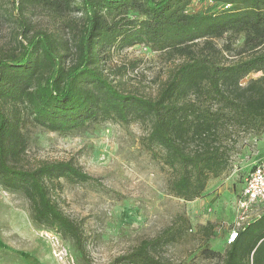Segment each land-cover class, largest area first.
<instances>
[{"label":"trees","instance_id":"obj_1","mask_svg":"<svg viewBox=\"0 0 264 264\" xmlns=\"http://www.w3.org/2000/svg\"><path fill=\"white\" fill-rule=\"evenodd\" d=\"M191 1L11 0L21 39L0 50V180L29 199L38 223L71 237L84 255L82 227L63 211L52 183L95 177L66 160L26 167L28 124L68 133L95 120L148 121L144 145L172 169L170 189L186 200L229 168L233 131L264 130V76L244 85L251 73L264 72V0H216L229 6L213 12L188 11ZM33 6L60 19L72 37L65 38L62 28H36L26 15ZM239 35L241 57L229 61L226 52ZM224 36L228 41L220 47L216 39ZM136 44L182 59L155 97L121 89L114 75L123 69L108 66L115 52ZM188 224L181 215L116 261L170 264L156 249L176 241ZM201 229L206 238L214 235L212 222ZM222 264H264V213L238 229Z\"/></svg>","mask_w":264,"mask_h":264},{"label":"rangeland","instance_id":"obj_2","mask_svg":"<svg viewBox=\"0 0 264 264\" xmlns=\"http://www.w3.org/2000/svg\"><path fill=\"white\" fill-rule=\"evenodd\" d=\"M228 6L216 0H192L187 9L213 12ZM26 15L36 28H62L65 38L72 37L60 19L41 7H30ZM19 19L17 4L0 0V50L21 39ZM237 37L233 49L226 52L229 61L241 57L244 37ZM227 41V36L216 39L220 47ZM181 61L168 60L163 52L136 44L115 52L108 66L123 69L114 75L121 89L155 97ZM263 76V71L251 73L244 85L250 78ZM24 131L28 139L26 167L42 160H66L95 177L87 182L62 177L52 183L63 211L82 227L85 255L71 237L38 223L29 199L20 191L7 189L0 180V264H128L116 260L142 240L161 234L181 215L189 220L187 230L176 241L158 246L156 254L170 264H222L245 177L264 158V130L233 131L227 140L229 168L220 176H211L199 197L186 200L170 189L172 169L144 145L150 131L148 121L95 120L68 133L28 124ZM263 213V203L254 205L250 220ZM208 222L214 224L210 238L201 229ZM206 248L216 256L208 257ZM59 250L65 251L63 258L58 256Z\"/></svg>","mask_w":264,"mask_h":264},{"label":"built area","instance_id":"obj_3","mask_svg":"<svg viewBox=\"0 0 264 264\" xmlns=\"http://www.w3.org/2000/svg\"><path fill=\"white\" fill-rule=\"evenodd\" d=\"M259 203L264 204V158L245 177L238 200V213L235 227L229 233V243L236 239L238 229L243 228L252 221L250 220L251 211L254 205ZM58 252V256L63 258L65 251L59 250Z\"/></svg>","mask_w":264,"mask_h":264}]
</instances>
